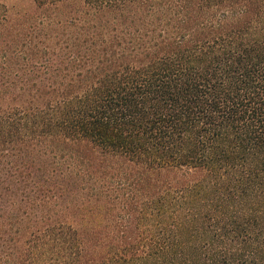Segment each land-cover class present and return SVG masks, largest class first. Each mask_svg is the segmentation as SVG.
I'll return each instance as SVG.
<instances>
[{
	"label": "trees",
	"instance_id": "obj_1",
	"mask_svg": "<svg viewBox=\"0 0 264 264\" xmlns=\"http://www.w3.org/2000/svg\"><path fill=\"white\" fill-rule=\"evenodd\" d=\"M31 1L0 12V264H264V0Z\"/></svg>",
	"mask_w": 264,
	"mask_h": 264
},
{
	"label": "rangeland",
	"instance_id": "obj_2",
	"mask_svg": "<svg viewBox=\"0 0 264 264\" xmlns=\"http://www.w3.org/2000/svg\"><path fill=\"white\" fill-rule=\"evenodd\" d=\"M32 2L31 0H0V12L8 13L7 7H14V9L23 8L27 3ZM7 11V12H6Z\"/></svg>",
	"mask_w": 264,
	"mask_h": 264
}]
</instances>
